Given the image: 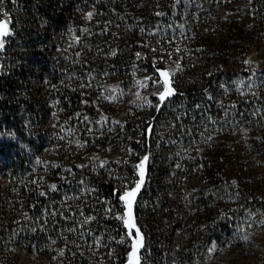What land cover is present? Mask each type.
Segmentation results:
<instances>
[{
  "label": "rangeland",
  "instance_id": "374dc122",
  "mask_svg": "<svg viewBox=\"0 0 264 264\" xmlns=\"http://www.w3.org/2000/svg\"><path fill=\"white\" fill-rule=\"evenodd\" d=\"M64 1L59 0V7L55 5V13L61 12ZM223 1L224 4L210 9L211 21L222 22L225 15H230L237 28L246 25L239 0H233L230 8L227 0ZM24 4L17 0H0V22L8 26V35L3 37L4 47L0 49V75L17 67L31 68L33 75L29 84L45 109L41 131L54 135L55 122L65 116V111L54 106L43 67L37 61L25 64L15 56V53L23 56L35 53L16 32L21 25L19 19L24 15ZM90 20V13H87L84 23H73L71 31L90 30ZM182 27L191 29L185 21ZM257 28L254 26L252 34L250 31L246 33L252 49L243 60L240 59L241 53H221V79L216 86V100L208 96L189 103L174 97L184 93V88L175 86L173 81L181 71V59L191 60L196 55L189 46L177 42L170 50H160L153 45L149 51L146 46L134 53L136 88L121 91L118 85L127 74L104 69L106 72L98 79L102 85L94 89L97 94L94 98L95 115L88 123L89 136L78 139L80 132L76 130L68 131L65 136V143L69 146L64 157L67 166L75 163L79 170L90 167L108 170L110 174L115 167H122L127 175L132 169L133 174L128 175L123 183V194L135 189L140 181L138 166L144 163V181L132 206L133 220L143 238L142 246L135 250L140 264H264V36L260 37ZM34 30L38 35L46 36L44 20H40ZM202 31L208 44L226 41V24L221 26L219 33L212 34L211 39L206 34L208 29L204 27ZM34 44L37 53L48 55L51 60L59 59L61 70L66 69L72 60L81 63L85 56V53H79L80 38L68 33L54 38L50 49L44 41ZM115 55L117 53H107L105 57ZM147 58L167 61L165 67L157 71L155 80L143 67ZM196 70L201 71V67ZM240 71L250 75L247 78L234 75ZM162 72L168 73L167 86L173 91L163 101L159 99V94L165 91ZM68 83L82 93L92 91L74 73L69 74ZM126 94L131 98L124 103L121 96ZM246 95L250 104H246L247 108L242 111L238 109L235 97ZM254 98L255 102L251 103ZM205 108L216 110L218 114L181 120L182 112L192 110L198 113ZM126 112L131 115L137 112V119L147 120L149 127L154 128L152 145L146 147L139 133L133 140L136 145L131 148L123 142L118 133H125L119 128L125 125ZM102 129L112 131L110 138L120 144L101 147L103 141L92 144L86 140L88 137L100 139ZM56 144L48 139L40 143L35 166L43 163L44 169L48 170V166L56 162ZM10 162V157H3L5 169ZM215 171H218L216 176H212L210 172ZM44 179L48 181L46 175ZM0 182L9 184L6 176H0ZM121 201L124 213L114 217L124 223L128 209L126 202ZM6 204L11 205L10 197ZM125 228L131 247L126 264H135L133 245L140 237L136 236L135 229L129 235V229ZM10 256L14 259L13 264H46V255L32 243L11 251Z\"/></svg>",
  "mask_w": 264,
  "mask_h": 264
},
{
  "label": "trees",
  "instance_id": "16d2710c",
  "mask_svg": "<svg viewBox=\"0 0 264 264\" xmlns=\"http://www.w3.org/2000/svg\"><path fill=\"white\" fill-rule=\"evenodd\" d=\"M17 1L25 2L26 7L19 19L17 36L35 53H31L33 56L15 53V56L25 64L37 61L43 67L53 104L56 109H63L65 116L55 122L54 135L43 133L41 124L45 109L29 84L33 75L31 68L17 67L0 75V176H6L9 181L8 185L0 182V264H13L11 251L30 243L46 255V264H126L131 250L130 239L123 221L114 215L124 213L123 183L133 170L129 169L127 175L122 167H115L110 174L108 170L90 167L79 170L75 163L67 166L64 158L69 147L65 143L67 132H80L78 139L89 136L88 123L95 115L97 94L94 89L102 85L98 79L106 72L104 69L127 74L118 85L121 91L136 88L134 53L146 46L148 51L153 45L160 50H170L177 42L189 46L196 55L191 60L181 59V71L173 81L175 86L184 88V93L174 97L189 103L208 96L216 100V86L221 79V53H241L243 60L252 49L246 40L247 31L252 34L257 26V33L264 36V0H239L247 22L240 28L230 15H225L222 22L211 21L210 9L224 4L223 0H65L58 14L54 7H59V0ZM227 3L230 8L234 2L227 0ZM87 13L91 16L90 30L71 31L73 23H84ZM40 20L45 22L46 36L34 30ZM183 21L191 29H184ZM225 24L226 41L208 44L202 29H208L206 34L211 39ZM66 33L80 38L79 53L85 56L81 63L72 60L61 70L59 59L51 60L48 55L37 53L34 43L44 41L50 49L54 38ZM107 53L117 55L106 58ZM224 60L229 61L228 58ZM166 62L147 58L143 67L155 80L157 71L162 70ZM198 66L201 67L199 72ZM72 73L80 76L81 82L89 85L92 91L82 93L71 86L68 76ZM234 75L247 78L250 74L240 71ZM121 98L127 103L131 97L126 94ZM235 99L242 111L250 104L247 95ZM209 114L216 116L218 111L206 108L198 113L186 111L181 113V120ZM137 117V112L132 115L126 112L125 125L119 128L125 133L118 134L131 148L136 145L133 140L139 133L148 147L152 145L154 128L149 127L147 120ZM139 122L142 124L138 125ZM101 131L100 139L88 137L86 140L92 144L103 141L101 147L120 144L110 138L112 131ZM45 139L58 143V157L48 170L43 163L35 166L37 151ZM5 156L11 160L7 169L2 163ZM216 172L210 173L216 176ZM8 197L11 198L10 206L6 204Z\"/></svg>",
  "mask_w": 264,
  "mask_h": 264
},
{
  "label": "snow or ice",
  "instance_id": "6c2138e0",
  "mask_svg": "<svg viewBox=\"0 0 264 264\" xmlns=\"http://www.w3.org/2000/svg\"><path fill=\"white\" fill-rule=\"evenodd\" d=\"M6 35H8V26L6 23L0 22V49H2L4 47L3 37ZM161 76L165 77V80H164L165 91L162 94H159V99L161 101H163L167 96L173 94V91L171 88H169L167 86L169 83L167 80L168 73L162 72ZM144 160L147 161V157H145ZM138 167L141 169L139 183H137L135 189L126 191L123 194V196L121 197V199L126 202V206L128 209V218L124 220L125 226L129 229L128 234L131 235V230L135 229L136 236L140 237V230L138 228H136L135 222H134L133 217H132V206H133V203L135 201V198H136L138 192L140 191V187L144 181V172H143L144 163H141ZM142 239L143 238L140 237V239L137 240L136 243L133 245L134 250H133L132 256H133V258H135V264H140L139 258L136 256L135 250L137 247L142 246Z\"/></svg>",
  "mask_w": 264,
  "mask_h": 264
}]
</instances>
